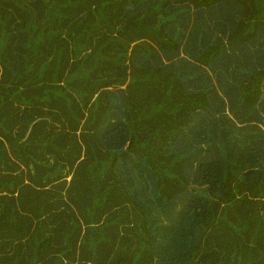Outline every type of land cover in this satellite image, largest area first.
I'll return each mask as SVG.
<instances>
[{"label":"trees","instance_id":"obj_1","mask_svg":"<svg viewBox=\"0 0 264 264\" xmlns=\"http://www.w3.org/2000/svg\"><path fill=\"white\" fill-rule=\"evenodd\" d=\"M0 264H264V0H0Z\"/></svg>","mask_w":264,"mask_h":264}]
</instances>
